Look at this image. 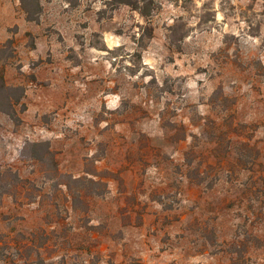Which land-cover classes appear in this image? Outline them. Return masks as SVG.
I'll use <instances>...</instances> for the list:
<instances>
[{
	"label": "rangeland",
	"instance_id": "374dc122",
	"mask_svg": "<svg viewBox=\"0 0 264 264\" xmlns=\"http://www.w3.org/2000/svg\"><path fill=\"white\" fill-rule=\"evenodd\" d=\"M151 1L0 0V264H264V0Z\"/></svg>",
	"mask_w": 264,
	"mask_h": 264
},
{
	"label": "trees",
	"instance_id": "16d2710c",
	"mask_svg": "<svg viewBox=\"0 0 264 264\" xmlns=\"http://www.w3.org/2000/svg\"><path fill=\"white\" fill-rule=\"evenodd\" d=\"M118 3L126 4L130 7H132L135 10H138L140 14L146 18L147 20L152 15V10H154V2L151 1L148 4H140V0H117ZM32 21H35V19H30ZM12 91H19V95L12 99L10 96V93ZM0 95H2V102L4 101V104H1V97H0V111L6 113L9 115L13 120H16V122H20V118L17 116L15 105L19 104L21 101V98L24 95V88L21 87H10L6 84L4 74L0 73ZM2 105V106H1Z\"/></svg>",
	"mask_w": 264,
	"mask_h": 264
}]
</instances>
